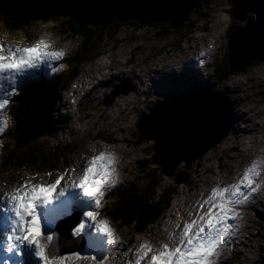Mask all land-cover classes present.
Instances as JSON below:
<instances>
[{
    "label": "snow or ice",
    "instance_id": "obj_1",
    "mask_svg": "<svg viewBox=\"0 0 264 264\" xmlns=\"http://www.w3.org/2000/svg\"><path fill=\"white\" fill-rule=\"evenodd\" d=\"M65 55L45 35L25 45L0 40V136L8 128L7 109L24 89L57 74ZM157 142L165 150L177 146L159 136ZM120 159L105 145L0 191V264H35L33 258L41 264H217L239 230V208L254 199L264 171V158L252 159L231 182L212 185L186 219H174L153 242L122 238L101 214L106 194L119 184ZM66 219L72 222L64 228ZM62 249L67 250L60 254Z\"/></svg>",
    "mask_w": 264,
    "mask_h": 264
},
{
    "label": "rangeland",
    "instance_id": "obj_2",
    "mask_svg": "<svg viewBox=\"0 0 264 264\" xmlns=\"http://www.w3.org/2000/svg\"><path fill=\"white\" fill-rule=\"evenodd\" d=\"M63 2V1H61ZM231 0H203L199 6L198 9H195L192 13V18L195 19L196 17L199 20V23L195 24L194 26L190 25H182L181 27L171 30L170 33H167V28L169 25V22H159V23H150L142 25L138 22H129V23H119L115 19H111L107 22V24H104L102 26L97 27H90L92 29L101 30V33H107L109 32L110 35H104L102 39H100V51L104 52L107 50L106 57L110 54L117 53L114 51V46H117L116 49L118 52L120 50H133L134 48L138 47L132 53L126 54V57H122V59H128V64L124 66V69L130 71L126 72L125 75H118L115 80L112 82V84L108 87L107 90L99 91L95 95V99L90 100L89 96H75L74 94L69 95V91L76 88V91L79 89H82L84 84L87 83V79L85 76H82L87 72L86 70L89 69L92 66H95V60L86 61L84 63H80V65L77 66V68H74L73 66H76V63H74L76 60L81 59V55H78V48L80 46L81 38L74 37L70 33H65L59 30V25L61 27H68V15L63 14L60 15L57 19L46 21V22H37L35 23V26L32 28H29L27 30H24L22 32H11L8 30L5 26L0 24V40H3L5 42H17L21 45H25L29 43L31 40H33L35 37L39 35H45L49 40L52 41V46L56 49H64L66 52L65 57L59 61L60 68L58 70V73L54 76H51L52 79H58L53 84L57 85L59 84L58 90H60L55 97L54 104L52 105L50 119H51V126L55 129L52 133L40 135L28 146H23L21 148L17 147V139H15V133L16 128L20 122H18L16 117H12V115L6 114L5 118L8 121V128L6 129L4 136H0V190H8V188L11 186L12 183L19 180L21 177H28L33 174H35L37 171L33 169H28L27 167H17L12 166L10 169L5 167L3 164L4 162V156L6 157L9 152H11L14 149V154H21L26 155L25 156V162L28 160L29 152L32 151L34 146H37L39 144L40 149L46 150L47 148H51L54 144H60L61 146L68 147V151L65 152L66 159H68L71 163L75 161H79L82 157V155H86L90 153L91 149H95L94 147L105 144L106 143V134H108L107 128H101L98 132L97 128H90L88 123L90 121L89 117H86V115L93 116L95 111L92 109V107H95L98 112L102 111L104 113L114 114L113 110H118L117 105H114L117 99H125L129 98L132 100V110L131 114L128 116H125V122L124 126L130 127L127 128L126 133L123 134L122 132L120 134L127 135L130 139V141L138 140L140 143L142 142V147H144L145 151L138 152V157L144 158L143 161H140L138 163L132 162L130 163L131 159L129 158H123L120 161V165L118 168L119 172V184L114 189H112L110 192H108L104 198V208L101 210V214L103 216H106L110 222L111 226L115 228L117 233L121 235L124 239H135L139 238L141 240H148V241H156L158 239L162 238V235L164 234L166 230V226L163 225V222H170L174 219H181L183 218V214L186 216V211H190V205H187L186 209L183 208V210H180L181 207H183L182 204H184L185 201L189 202L191 200L194 201V197L199 194L200 190L198 189L197 182H198V176L195 173L196 166L195 163H199V165L207 164L204 163L202 160L203 158L198 159L195 161L191 166L185 168V163L182 162L175 174L173 176H166L162 173L161 168L158 164H152V158L154 157V142L145 140L138 131V121L141 118V116L148 114L150 112V109L155 106L156 104L164 103L165 100L173 97L176 93H184L181 90H192V88L195 87H203V89H217L225 92L233 101L234 103V111L236 112V99L233 97V87H230L226 90L222 88L223 84H230L233 79H242L244 82H249L246 86H243V89H245V93L242 92L243 97H247L248 102L247 106H253L257 110L264 109V80L261 83L258 80L259 76V66L261 64L264 65V62H258L251 66H249L247 69L230 73V77L225 79L221 78V81H219V76L223 75L225 71V60L227 51L220 46V43L222 40H229L230 36V29L235 25H243L242 22L233 19L229 17V15L232 13ZM223 9V10H222ZM216 14H219L221 16V19L224 23L220 27V31L223 32L222 36L218 38L217 44H215L214 48L212 47L211 55L208 57L211 61V63L214 62V59L216 60V64L214 65V68H210V63L208 64V58L203 59V62H198V64H202L201 66L204 67L205 70H203L201 73L197 70L194 71V73L187 71H183V73L176 74H165L164 73H158L154 77L151 76L153 73V68L159 66L165 65V63H170L173 59H180L182 58L184 54V51L179 52L182 45L187 46L189 43H187L190 36H197L199 34L208 33L209 27L212 24L211 19L215 17ZM223 14V15H221ZM251 17L252 15L249 14ZM204 22H207L204 26ZM222 24V23H219ZM218 24V25H219ZM217 29V26H215V30ZM204 31L200 33V31ZM198 32V34H197ZM68 34V35H67ZM70 35V36H69ZM72 36V37H71ZM112 36V37H110ZM93 39V38H92ZM117 40L120 42L117 43ZM95 39L92 40V42L89 45L88 48V54L91 52ZM199 42V41H198ZM117 43V44H116ZM186 43V44H185ZM139 45V46H138ZM143 45V46H141ZM176 45H181V47H178ZM113 47V48H112ZM199 47V44H198ZM163 49H171V53L168 54L166 51L158 55V57L155 58V53L159 52ZM198 49V48H197ZM178 50V51H176ZM132 56L127 57V56ZM134 56V57H133ZM151 56L153 58H151ZM146 58V64H142V58ZM169 58V59H168ZM100 59V58H99ZM153 59V60H152ZM168 59V60H167ZM97 60V59H96ZM101 60V59H100ZM167 60V61H166ZM73 63V64H72ZM95 63V64H94ZM94 64V65H93ZM181 63L177 64L176 68L181 67ZM153 67V68H152ZM210 68V69H209ZM62 69L61 72H59ZM147 70V72L144 74L143 77L139 76L141 73V70ZM85 70V71H84ZM211 73V74H210ZM163 74V75H162ZM135 75L137 76V79L135 80ZM157 76H162L159 79H154ZM84 77V78H82ZM83 83H80L81 80ZM131 79L130 83L125 82L124 84L120 85L124 79ZM149 79H151L152 86L149 83ZM150 80V81H151ZM200 80V83H197L196 81ZM252 80L255 82L253 83ZM135 81V82H134ZM91 86H92V81ZM138 82V83H136ZM165 82V85L167 87L164 88L162 86V83ZM193 82V83H192ZM79 83V84H77ZM120 85L117 86L116 85ZM136 85H135V84ZM133 84L135 88L133 90L129 91L128 93H120L119 97L114 99L112 101L113 94L112 90H115L116 88L119 89H126L132 87ZM139 84V85H138ZM115 85L117 87H115ZM151 86V89L154 86L158 87L157 93H148L147 95L143 96L141 92L138 94V90H142L145 88V86ZM139 86V87H137ZM209 86V87H207ZM25 91V90H24ZM27 94V93H26ZM107 95H109V99L107 98ZM122 96V97H120ZM133 96V99L131 98ZM21 97V96H20ZM17 98L16 102L14 103L17 108L18 112H22L25 108V104L21 102V98ZM108 99V100H107ZM62 100H65L70 105H67L66 108L61 109V114L64 116H72V121H70V125L75 127L78 132L73 135L72 131H69V129H62L59 122L56 120V105L59 104ZM111 103H108L110 102ZM33 103V102H32ZM31 103V104H32ZM13 106V105H12ZM11 108V111L14 110L13 107ZM55 110V111H54ZM234 112V114H235ZM27 113V111H26ZM25 113V115H26ZM58 113V112H57ZM233 114V118H235ZM250 117H253V113L249 114ZM124 117V116H123ZM122 117V118H123ZM261 117L264 118V114H261ZM244 124H241L243 126ZM90 128V129H89ZM89 131V132H88ZM92 131V132H91ZM107 131V132H106ZM100 133V134H99ZM104 134V135H103ZM100 135V136H98ZM114 135V134H113ZM229 135H231V132L225 137L227 138ZM97 136V137H96ZM117 136V135H116ZM224 138V139H225ZM223 139V140H224ZM222 140V141H223ZM221 141V142H222ZM35 143L33 146H31L32 143ZM220 142V143H221ZM218 143L215 147L210 149L203 157L210 154L207 157L208 162H213L214 167L217 171L218 176L214 179L216 180V183H228L227 176H223V173L221 174V169L218 170L217 164L221 167V161L217 159L218 155L225 154L226 152H221L218 150L217 146L220 144ZM112 148H115L117 146H124L122 143H112L110 144ZM64 148V147H62ZM101 148L95 149L96 152L101 151ZM138 148V146H128L127 150H134ZM120 156L124 155L122 153H119ZM223 159H226L225 156L222 157ZM248 159H246L247 161ZM227 161V159H226ZM242 161V160H241ZM245 162V159L242 161ZM149 163V164H148ZM146 167H143V165H146ZM223 164V163H222ZM239 162L235 163L234 168L231 169V172L234 170L238 171V165ZM243 164V165H244ZM66 165V164H65ZM241 165V166H243ZM69 166V165H67ZM240 166V167H241ZM247 166V164H246ZM43 167V166H40ZM7 169H9L7 171ZM201 170H205L204 165L200 167ZM186 172L188 174V181L185 183H178L176 181V178L180 176V172ZM263 173V172H261ZM42 174V173H41ZM156 175L157 177L160 176V182H159V189L158 194H163L164 192L170 190L173 192L170 197V205L168 208L169 211H167V217L161 218L160 222L153 224L146 232L144 233H136V229L134 226H126L121 227L119 222L114 221L109 216V208L110 205L114 201L115 195L121 190V188H127L130 184H136L140 186H144L146 183L147 178H149L152 175ZM185 176V175H184ZM204 176V175H203ZM223 176V177H222ZM40 177H38L39 179ZM44 180H48L49 178L46 176L42 177ZM219 178V179H218ZM223 179V180H222ZM261 181L264 182V179L261 177ZM210 182V181H209ZM195 183V184H194ZM213 184V185H214ZM191 187H194L193 190H190ZM210 186L205 183L201 186L202 188L208 189ZM185 190L187 197L184 198L182 201H180V204L177 208L171 209V204L180 199L182 196V192ZM206 191H203L202 193H205ZM194 194V195H193ZM261 209H264V203H262ZM241 209V208H239ZM244 209V208H243ZM249 210V209H248ZM241 212V211H240ZM251 216L253 217L255 223L251 222L249 224L252 225V227L248 230L245 228H241V222L243 221L244 226L248 224V219L250 217L242 218L241 222L239 223L240 229L246 230L245 234L249 236H241L236 240H244L246 237L252 238L251 244L253 245L252 248L246 247V251L243 253L241 257L232 258L229 262L224 264H259L260 258L264 256V210L261 212H258L254 209L249 210ZM170 215V218H169ZM180 215V216H179ZM177 216H179L177 218ZM258 216V217H257ZM182 217V218H181ZM243 217V216H242ZM251 233V234H250ZM255 235H252V234ZM241 249V245L239 247ZM225 248L222 249V255H226ZM229 256L231 254L229 253ZM238 256V255H237ZM250 258H249V257ZM223 259V257L221 258ZM247 259V260H246ZM222 263L219 259L217 263Z\"/></svg>",
    "mask_w": 264,
    "mask_h": 264
},
{
    "label": "water",
    "instance_id": "obj_3",
    "mask_svg": "<svg viewBox=\"0 0 264 264\" xmlns=\"http://www.w3.org/2000/svg\"><path fill=\"white\" fill-rule=\"evenodd\" d=\"M201 1L70 0V7L62 14H67L80 26H102L116 17L123 24L130 21L142 25L169 21L171 29L175 30L188 20ZM231 3L229 17L243 25L231 28L229 40H222L220 46L228 51L227 66L229 73H234L264 62V0H231ZM117 89L113 95L118 93ZM129 91L130 88H126L120 92ZM56 96L57 91H49L28 106L23 121L16 128L18 148L40 135L53 132L49 114ZM234 112V103L225 92L196 90L176 95L151 108L139 119L138 131L145 140L154 142L152 164H158L166 176H173L182 162L185 168L191 166L230 133L235 122ZM158 136L177 146L163 149L157 142ZM66 250L62 249L60 254ZM259 264H264V256Z\"/></svg>",
    "mask_w": 264,
    "mask_h": 264
},
{
    "label": "bare ground",
    "instance_id": "obj_4",
    "mask_svg": "<svg viewBox=\"0 0 264 264\" xmlns=\"http://www.w3.org/2000/svg\"><path fill=\"white\" fill-rule=\"evenodd\" d=\"M211 23L212 24L209 27L208 33L199 34L197 36H193V35L190 36V38L187 41V43H189L187 46L182 45V47H181V45H176L178 47V49H179V47H181L179 52L184 51L185 55H183L182 58H180L179 60L173 59L170 63L166 62L165 65H163V66L157 65V67H154V68L152 67L154 71H153L151 76L154 77L158 73H164V75L165 74L167 75L169 73L174 74L173 72H175L176 74H179V73L181 74L186 69H187V71H190L192 73H194V71H197L196 66L198 64V60H203V59L208 58L211 55V51L213 49H212V47L210 49H208V52H207L205 57H201L200 54L202 52H204L205 49L208 48L209 44H211V45L217 44L218 38H220L222 36V33H223L220 30L218 31V29L215 30V26L218 27L219 23H223L221 16L219 14H216L215 17L211 19ZM199 31H201V30H199ZM198 44H199V47H198ZM141 46H143V45H141ZM137 48L138 47L134 48L133 50H120L119 52H117L115 54L108 55L104 60L101 59V61L99 63H96L95 66H92L89 69H87L86 70L87 72H85V74L82 75V76H85L87 79V83L84 84L82 89H79L78 91H76V88H74V89L69 91V95L74 94V97L75 96H89L90 100L95 99V95L99 91L107 90L108 87L112 84V82L115 80V78L118 75H125L126 72H130V71L124 69V66L127 65L129 62L128 59L127 58L122 59V57H126V54H128L129 52L132 53V51H134ZM171 51H172L171 49H166V53H168V54H170ZM176 51H178V50H176ZM151 58H153V57L151 56ZM141 60H142V64H146V58L145 57L142 58ZM206 61H207V59H206ZM179 63H181L182 65L180 68L177 69L176 66ZM209 63L210 62H208V64ZM210 65H211V63H210ZM146 72H147V70H145V69L141 70V73L139 76L143 77ZM160 77H162V76H157L154 79H159V81H160ZM82 78H84V77H82ZM82 78H80L79 80H81ZM257 78L261 83H263L262 82L264 80V65L263 64H261L259 66V76ZM136 79H137V76L135 75V80ZM90 81H92V86H91ZM196 82L200 83V80H198ZM252 82L254 83L255 81L252 80ZM80 83H83V81L81 80ZM77 84H79V83H77ZM247 84H249V82L246 83L242 79H233L231 82V85L230 84H223L222 85V88L224 90H226L230 87H233V91H232L233 97L236 99V102H235L236 112L234 114L235 122H234V125L232 126L231 131H230L231 135H229L227 138H225L217 146L218 150H220L221 152H224V151L226 152L225 154H223V156L226 157L227 161H226V159L222 158L223 157L222 155H218L217 159L219 161H221V167L218 165L217 168H218V170L221 169V174L224 172L223 176L228 177V179H227L228 182H231L233 176L237 172V170H234L231 172V169L234 168L235 163L239 162V159L242 161L246 158L248 159L250 156H252L253 153L258 154V156H255V158H258V157L264 158V156L261 155V153L264 154V118L261 117V114H264V109L257 110L253 106H250V105L247 106L246 105L248 103V102H246L247 97H243L242 92L245 93V89H243V86H246ZM151 86L148 85L147 88L142 89V90H138V94H139V92H141V94L143 96H145L150 92H151V94L153 92L157 93L158 87L154 86L151 89ZM162 86L167 89L165 82L162 83ZM131 90H133L132 87L130 88V91ZM117 91H118V93L116 95L111 94V96L113 95L111 97V98H113V100L116 99L117 97H119L120 93H124V92H120L121 89H117ZM126 93H128V92H126ZM107 97H109V95H107ZM120 97H122V96H120ZM131 98L133 99V96ZM67 105H70V104L67 103L65 100H62L61 102H59V104L56 105V108H55L57 110L55 113L56 114V120L59 122L58 124L60 125V127L62 129H69V131H72V133L74 135L75 133L78 132V130L75 127H73L72 125H70V123H69L70 121H72V116H68V115L64 116L63 114H61V109L66 108ZM114 105H117V107H118V110H113L114 114L104 113L102 111L98 112L95 107H92V109L95 111L94 115L93 116L86 115V117H89V119H90V121L88 123L90 128H97L98 132L100 131L101 128H107V131H108V134H106V137H107L106 143L100 144L94 148L99 150V148L102 147L101 150H103L105 145L110 146V144H112V143H114V144L122 143V144H124V146H118V148H117V146L115 148H112L110 146V150H113L118 154L122 153L124 155V157L119 155L121 158L120 161L123 158L125 159V158H129V157L131 159L130 163H132V162L138 163L140 161H143L144 158L138 157L139 151H141V152L145 151L144 147H142V142L140 143V141H138V140L130 141V139L127 135L120 134L121 132L123 134H125L127 128H130L127 126L125 127L123 122H125L124 121L125 116H128L131 114L132 100H130L129 98H125L123 100L117 99ZM250 113H253V117L249 116ZM241 124H244V125L241 126ZM3 136H4V134H3ZM98 136H100V135H98ZM130 145L138 146V148H136L132 151L127 150V147ZM208 155H206V156H208ZM206 156L202 157L203 158L202 161L204 163L207 162V164H203L204 168H205L204 171L200 169V167L203 165H199V163L194 164L197 167L195 170V173L198 176V182L196 184H197L200 192L198 195H196L194 197V201L191 200L189 202L190 199L188 201H185L184 204H182L183 207H181L180 210H183V208L186 209L187 205H190L189 209L191 210V205L197 200V198L201 197L202 194L206 195L208 189L216 182V180L214 178L218 176L217 171L214 167L213 162H208ZM261 177H262V175L260 177H258V179L262 180ZM205 183H207L210 187L208 189H206V188L201 189V186ZM193 188L194 187H191L190 190H193ZM0 191H3V190H0ZM203 191H206V192L202 193ZM180 197H181L180 199H178L177 201H175L174 203L171 204L172 210L174 208L178 207V205L180 204L179 200L182 201L184 199L182 197H187L185 190L182 192V196H180ZM262 203H264V185H263V187H260L258 189L257 193L255 194L254 199L250 200V202L248 203L247 206L241 207V208H244V211H241L242 216H243L242 218L250 217L248 219V221H249L248 223H251V222L255 223L256 221H254L249 210L254 209V210H257L259 212L263 211L264 209L260 208ZM179 216H177V218ZM186 218L187 217L183 214L182 220H184ZM239 235L249 236L247 234H244L243 230L240 229V226H239V230L237 232L236 237H234V241H233V244H235V246H234L235 248L233 249L231 246L228 248V251L225 252L226 255L221 256V258L223 257V259L220 258V260L222 262L221 264L229 262L232 258H236V260H238L237 258H239L240 256H237V254L241 250L239 248L240 245H244L245 243H247L246 245L248 248L253 247V245L251 244L252 238L246 237V239L238 241L236 239L239 237ZM252 235H255V234L253 233ZM229 253L231 254V256H229ZM217 264H220V262H218Z\"/></svg>",
    "mask_w": 264,
    "mask_h": 264
},
{
    "label": "trees",
    "instance_id": "obj_5",
    "mask_svg": "<svg viewBox=\"0 0 264 264\" xmlns=\"http://www.w3.org/2000/svg\"><path fill=\"white\" fill-rule=\"evenodd\" d=\"M69 7L70 2L67 0H0V24L5 26L11 32H22L34 27L37 22H46L55 20V18L57 19L62 13L68 10ZM192 13L193 12H191L188 20L182 25L186 24L194 26L198 23V18L196 17L193 19ZM68 22V27L60 28V25L58 27L62 32H68L74 37L81 38L80 46L78 48V55H81V59L74 62L76 65H79L81 62L97 55L100 43H102V41L100 42V39H102L104 35H110V33L107 32L105 34H100L101 30H94L90 26H80L78 22L71 18ZM170 32L171 25L169 23L167 33ZM92 38L95 39V43L91 52L88 54V48L93 40ZM227 63L228 52L224 64L225 71L223 75L219 76V81H221V78H224L225 80L230 77ZM49 87L50 86L42 89V91H47ZM27 89L29 92L27 94L23 93L20 97L22 99L20 101L25 104L24 110L21 113L18 112L16 108L17 105L13 104L14 110L10 111L12 116L17 118L18 122L23 121L27 110V104L36 98L33 86L28 87ZM15 139H17V132L15 133ZM28 144L25 146H28ZM34 144L35 143L33 142L31 146ZM67 148L68 147L61 146L60 144H54L51 148L42 150L40 149L39 144H37V146H34L32 151L29 152L27 162H25L26 155L14 154L13 149L6 157H3V164L9 169L12 166L21 168L27 167L26 165H28V169L44 173L49 170L64 168L70 164V161L66 159L65 156V152L69 150ZM146 166L147 164L143 165V167ZM9 169H7V171ZM54 173L55 171L53 174ZM145 180L146 183L144 186L130 184L127 188H121L113 198L114 201L108 210L109 216L114 221L119 222L121 227L134 226L138 233L146 232L151 225L155 224L160 219L169 205L170 197L173 193L168 190L163 194H158L160 176L157 177L153 174ZM176 181L178 183H185L188 181V174L181 171L180 176L176 178Z\"/></svg>",
    "mask_w": 264,
    "mask_h": 264
},
{
    "label": "clouds",
    "instance_id": "obj_6",
    "mask_svg": "<svg viewBox=\"0 0 264 264\" xmlns=\"http://www.w3.org/2000/svg\"><path fill=\"white\" fill-rule=\"evenodd\" d=\"M259 212V211H258Z\"/></svg>",
    "mask_w": 264,
    "mask_h": 264
}]
</instances>
